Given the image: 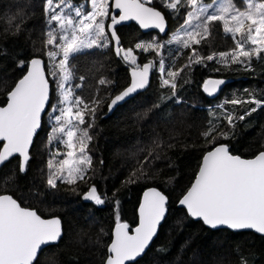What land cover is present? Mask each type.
<instances>
[{
    "label": "trees",
    "instance_id": "trees-1",
    "mask_svg": "<svg viewBox=\"0 0 264 264\" xmlns=\"http://www.w3.org/2000/svg\"><path fill=\"white\" fill-rule=\"evenodd\" d=\"M45 2L0 0V104L4 103L5 94L34 55L44 58L51 85L47 112L30 148L31 159L26 173H19L18 156L0 167V193L8 192L23 206L35 208L43 216L58 215L62 220L61 238L41 249L35 264H102L116 217L132 228L138 220L141 194L148 186H156L167 196V214L138 264H264V234L224 227L213 229L188 217L186 210L177 205L208 147L202 133L209 128L229 132L230 138L219 142L226 143L232 153L249 157L264 150V104L241 121L240 115L257 106L224 103L253 97L264 101V53L244 64H234L230 58L220 62L214 57L211 61L204 59L203 63L193 62L185 67L189 65L192 50L165 46L161 57L158 59L154 54L153 58L151 50L145 53L135 45L152 36L163 40L182 21L187 10L185 5L173 12L165 7V0H153L152 5L168 18L170 27L165 35L156 31L142 32L132 22L117 27L121 45L133 48L137 62L151 58L155 65L145 90L108 111L109 96L129 81L130 65L122 55L115 54L107 31L109 47L84 49L70 58L72 92L85 101L99 97L104 103L95 114L94 127L89 130L93 137L88 147L92 162L85 180H77L74 185L57 181L56 189H47L48 160L57 149L65 152L67 148L59 140L48 142L53 124L49 117L53 115L52 105L58 103L59 94L57 82L50 75L55 69L49 66L45 54L51 46L45 48L43 43L48 28L43 10ZM21 14L20 31L15 27L6 31L9 20ZM193 47L206 58L235 48L236 40L216 24L207 41ZM21 60L25 61L23 68L18 66ZM161 60L165 66L163 74L158 71ZM180 69L183 70L176 78L173 94L170 85L162 84V78H168V71ZM208 76L227 77L229 81L215 96H208L202 89ZM101 78L111 83L102 86L99 84ZM226 113H232L235 127L228 126ZM86 122H92V118L86 117ZM83 127L78 125V128ZM149 152L161 159H153L143 169L148 178L126 184L134 171H141V163ZM60 159L63 156L55 157L54 165ZM92 185L96 186L103 204L96 205L83 198ZM37 192L40 194L36 195Z\"/></svg>",
    "mask_w": 264,
    "mask_h": 264
},
{
    "label": "snow or ice",
    "instance_id": "snow-or-ice-1",
    "mask_svg": "<svg viewBox=\"0 0 264 264\" xmlns=\"http://www.w3.org/2000/svg\"><path fill=\"white\" fill-rule=\"evenodd\" d=\"M152 2L153 0H115L114 5L111 6L119 13V18L117 19L115 14L112 15L111 23L107 25L111 30V40L116 42V55L120 56L123 52L124 61L130 66H136L132 67L131 85L114 97L109 96L111 103L107 104V107L110 111L139 89L145 88L149 83L150 69L155 67L153 61H148L139 67L136 57L132 55L133 49L129 48L125 51L120 47L114 26L122 21L136 20L141 28H155L160 33H165V16L156 8L146 6ZM212 2L167 0L165 3V7L173 12H178L185 5L190 9L180 28L184 33L183 38L174 37L183 49L192 50L189 65L185 67L193 62L198 64L203 63L204 59L209 61L214 59L213 55L202 58L193 45L206 42L212 35L216 22H221L223 31L234 34V38L235 34H240L243 39L246 33V39L243 42L237 41L236 49L231 53L232 63L244 64L246 61L250 62L252 57L260 58L261 53H264V3L255 6L249 4L245 10L238 7L235 0H226V3L221 4L215 11L207 13V9L212 7ZM61 5H65V0H60V3L55 5L60 12L53 7V0H46L43 6L48 25L44 46L45 48L54 46L58 50H48L45 54L53 62L56 61L58 54H62L58 63L53 64L56 70L50 72L57 82L60 99L57 104L52 105L53 115L49 119L54 120L55 123L51 125L48 142L59 140L61 145L67 148L66 152L57 149L48 160L47 189H56L57 181L74 185L77 180H85V174L92 162L91 156L88 155L89 142L93 138L89 130L94 127L95 114L104 103L99 97L85 101L71 90L65 89V82L72 75L70 58L84 49L109 47V37L103 22V18L109 15V0H91V10L84 13L83 6L74 8V16L61 15L60 13L64 11ZM22 16L23 14L9 20L6 31L15 27L19 32L18 21L22 20ZM193 19L200 23L189 30L187 26L192 24ZM53 22L63 33L59 36L60 43H57ZM68 30H71L70 37ZM246 43H250L252 47L245 48ZM163 47L164 44L155 39L147 44L135 45L136 49L145 53L150 50L155 51L157 56L161 55L159 50ZM220 55L223 57L226 54ZM18 66L25 67V61L21 60ZM159 68L163 74L165 71L163 60L160 61ZM182 70H170L167 72L168 78H162V84L170 85L173 94L177 87L176 78ZM110 83L105 78L99 80L102 86ZM224 83L223 80H205L203 90L212 96ZM70 99L72 104L68 105ZM49 100L50 85L43 62L39 58H33L27 63V73L7 92L6 106L0 107V165L18 155L19 173H26L31 159L30 147L33 144V137L41 127L42 113L47 112L46 105ZM224 103L234 106L241 103L255 104L257 107L238 117L243 121L246 116L257 111L264 101L253 97L244 101L226 100ZM89 116L92 122H86V117ZM137 116L139 117V114ZM225 119L230 128L235 127L232 113H226ZM78 125L85 127L78 128ZM66 126L69 128L67 131H65ZM78 131L79 135H77ZM59 133H63L66 139H61L57 135ZM202 135L208 147L197 165L195 179L182 194L178 201L179 205L186 210L188 217L202 221L204 225L213 229L226 226L232 230H254L256 233L264 234V151H259L253 158H242L232 154L227 144L219 143L221 139L230 138L229 132L213 127ZM77 153H79L78 157ZM57 156L64 158L54 165L53 161ZM153 159H161V157L149 152L141 163V171H134L125 183H137L140 179L148 178L143 169L152 163ZM83 198L94 201L96 205L104 203L95 185L89 188ZM167 203L166 195L156 188H149L143 193V199L139 204V222L135 228L120 222L117 216L111 243L107 245V255L102 264H138V259L145 254L157 234L158 226L166 217ZM61 236L59 218L43 219L37 211L22 207L12 195L0 194V264H35L41 246L56 242Z\"/></svg>",
    "mask_w": 264,
    "mask_h": 264
},
{
    "label": "rangeland",
    "instance_id": "rangeland-1",
    "mask_svg": "<svg viewBox=\"0 0 264 264\" xmlns=\"http://www.w3.org/2000/svg\"><path fill=\"white\" fill-rule=\"evenodd\" d=\"M110 2H111V0H109V5H110ZM167 2V0H165V3ZM206 3L207 2H212V0H209V1H205ZM60 3V0H53V7L55 8V5L56 4H59ZM224 3H226V0H214V2H212V7L211 8H208L207 9V13H211V12H213V11H215L217 8H219V6L221 5V4H224ZM259 3H264V0H235V4L238 6V7H240V8H242V9H247V7L249 6V4H251L252 6H255L256 4H259ZM65 5H70V7H65ZM65 5H61V7L62 8H64V11L63 12H61L60 14L61 15H69V16H74V11H73V9L74 8H78V7H81V6H83L82 7V11L84 12V13H86L87 11H89V10H91V8H92V5H91V0H79V1H73V0H65ZM55 10L57 11V12H60V9L59 8H55ZM109 10H110V8H109ZM188 11H190V9L187 7V10L185 11V13L183 14V18H182V21L174 28V29H171L167 34H166V37L163 39V40H158L157 38H155L154 36H152L151 38H149L148 40H146V41H139L138 43H144V44H147V43H150V42H152L154 39L155 40H157V41H159L160 43H162V44H164V47L165 46H167L168 48H173V47H179V46H181L180 44H178L177 42H176V40L174 39V37H180V38H183V35H184V33H183V31L182 30H180V28H181V25H183V23H184V20L187 18V12ZM207 13H205V14H207ZM77 20L79 19V18H76ZM98 19H100V18H98ZM107 19H108V16L107 17H105V18H103V22H104V24H106L107 23ZM198 23H200V21H197V20H195V19H193L192 20V24L191 25H189V26H187L188 27V29L190 30L193 26H195L196 24H198ZM216 24H218L219 25V27H220V29L221 30H223V25H222V23L221 22H216ZM52 27L53 28H55V30H56V32H55V34H56V36H57V43H60L61 41L59 40V36L60 35H62L63 33L61 32V30L59 29V27H58V25L55 23V22H53V25H52ZM106 28V27H105ZM105 31H107V30H105ZM232 37H234V34H231V33H229ZM68 36L70 37L71 36V30H68ZM235 40H236V43H237V41H240V42H243L244 41V39H246V33H245V36H244V38L242 39V37H241V35L240 34H235V38H234ZM109 41V40H108ZM167 42V43H166ZM120 47L122 48V49H124L125 51H127L130 47H124V46H122V45H120ZM250 47H252V45L250 44V43H246L245 44V48H250ZM133 49V48H132ZM162 49L163 48H161L159 51H160V53H161V51H162ZM236 49V47L235 48H231V49H229V50H226V51H223V52H218V53H215V54H213V56L215 57V59H217L218 61H220V62H225V60L226 59H231V53L234 51ZM48 50H52V51H58L54 46H51ZM221 53H224V54H226L225 56H221L220 54ZM154 54H156V52L155 51H151L150 52V55H152V57L154 56ZM121 55L123 56V52L121 53ZM132 55L133 56H135L136 58H137V53L133 50V53H132ZM48 57V56H47ZM161 57V55L160 56H158V59ZM62 58V54H58L57 55V58H56V61L55 62H53V61H51V60H49V58H48V64H49V66L52 68V69H54L53 68V64L54 63H58V61L60 60ZM154 58V57H153ZM151 61H152V59L151 58H149ZM129 60H131V57H129ZM137 60V59H136ZM140 63H138L137 62V65H139ZM133 66H136V65H133ZM56 70V69H55ZM58 71V70H57ZM158 71L160 72V68H158ZM161 73V72H160ZM59 78V77H58ZM65 89L66 90H71L72 91V88H71V84L69 83V80L68 81H66L65 82ZM58 94H59V99H60V92H59V89H58ZM58 99V100H59ZM224 101V100H223ZM72 104V100L70 99L69 101H68V105H71ZM220 104V103H219ZM64 105H61V107H63ZM56 114H58V113H56ZM53 123H55L54 122V120H53ZM74 123V122H73ZM67 130H69V128H68V126H66V128H65V131H67ZM60 137H61V139H66V136L63 134V133H59L58 134ZM67 151V150H66ZM65 151V152H66ZM79 156V153H77V157ZM64 158V157H63Z\"/></svg>",
    "mask_w": 264,
    "mask_h": 264
},
{
    "label": "water",
    "instance_id": "water-1",
    "mask_svg": "<svg viewBox=\"0 0 264 264\" xmlns=\"http://www.w3.org/2000/svg\"><path fill=\"white\" fill-rule=\"evenodd\" d=\"M114 2H115V0H111V2H110V11H109L108 20H107V23H106V29H107V32H108L110 38H111V30H109V29L107 28V25L111 23V18H110V17H111L112 15L115 14V15L117 16V19L119 18L118 10L114 9V7H111L112 5H114ZM146 6H151V7L156 8V10L161 11L162 15L165 16V21H166V32H165V33H160L159 30H158V29H155V28H141L140 25H139V23H138V21H136V20L122 21V22H120L119 24L115 25V26H114V30L116 31V33H117L116 27H117L118 25H122V24H127V23H130V22H133V23H135V24L139 27V29H140L142 32L156 31V32H157L158 34H160V35H165V34L168 32V30H169L168 20H167V18H166L165 13H164L161 9H159L158 7H156V6L152 5V4H148V5H146ZM117 36L119 37L118 33H117ZM119 40H120V37H119ZM120 41H121V40H120ZM111 42H112L113 50H114V52H115V54H116V47H117V46H116V42H115L114 40H111ZM120 45H121V43H120ZM33 58H39V59L42 60V62H43V67H44V70H45V75H46V78L48 79V76H47V73H46V69H45V60H44V58L41 57V56H39V55H34V56H32V57H30V58L28 59L27 63L30 62L31 59H33ZM148 61H151V60H144V61H142L138 66H139V67H142L143 64H144V63H147ZM132 67H135V66H130V68L128 69V74H129V81H128V83H127L123 88H121L119 91H117L115 94H113L112 97H114V95H116V94H119V92L123 91L126 87H128V86L131 85V82H132V76H131ZM26 73H27V65H26V69L24 70V72H23V73H22V74H21V75L15 80V82H17L20 78H22V76L25 75ZM151 76H152V69H150V72H149V83L145 86V88H143V89H139L137 92L143 91V90H145V89L149 86L150 81H151ZM205 80H223V81H225V83H226V82L229 81V78H227V77H219V76H208ZM205 80H204V81H205ZM48 81H49V79H48ZM204 81H203V83H202V89H203ZM15 82L13 83V85L11 86V88L14 87ZM225 83H224V84H225ZM224 84L220 85L218 91H217L216 93H214L212 96H215L217 93H219L220 90L223 88ZM49 85H50V81H49ZM11 88H10L8 91H10ZM8 91H7V92H8ZM203 91H204V90H203ZM137 92H136V93H137ZM136 93H134V94H136ZM134 94H132L130 97H132ZM206 94H207V93H206ZM207 95H208V94H207ZM50 96H51V85H50ZM208 96H209V95H208ZM130 97H128V98H130ZM128 98H127V99H128ZM49 101H50V100H49ZM6 103H7V93L5 94V101H4V103L0 104V107L6 106ZM109 103H111V100H110V99L108 100L107 104H109ZM121 103H122V102H121ZM48 104H49V102L47 103L46 107H48ZM119 104H120V103H119ZM107 108H108V107H107ZM114 108H115V107H114ZM114 108H113V109H114ZM113 109H112V110H113ZM112 110H111V111H112ZM108 111L111 112V111L109 110V108H108ZM44 114H45V113H42V119H43ZM39 129H40V128H39ZM39 129H38V130H39ZM38 130H37V132H38ZM37 132H36V134H37ZM36 134H34V137H35ZM34 137H33V140H34ZM219 143L226 144V143H224V142H219ZM30 148H31V147H30ZM260 151H264V150H260ZM258 152H259V151H258ZM258 152H257V153H258ZM257 153H256V154H257ZM203 154H204V153H203ZM232 154L239 155V154H236V153H232ZM254 155H255V154H254ZM254 155H253V156H249V157H244V156H241V155H239V156H241L242 158H253ZM17 156H18V155H17ZM202 156H203V155H202ZM201 158H202V157H201ZM200 162H201V160H200ZM4 163H5V162H4ZM4 163H3V164H4ZM3 164H2V165H3ZM2 165H0V167H1ZM197 171H198V168H197ZM197 171H196V172H197ZM194 179H195V176H194V178L192 179L191 183L194 181ZM191 183H190V184H191ZM189 186H190V185H189ZM189 186H188V187H189ZM91 187H92V186H91ZM91 187H89V188H91ZM188 187H187V188H188ZM89 188L86 190L85 193L88 192ZM149 188H156L157 190H159L156 186H148V187H146V188L143 190L142 194H141V198H140L139 204H140V202H141L142 199H143V193H144L146 190H148ZM159 191H160V190H159ZM185 191H186V190H185ZM185 191H184V192H185ZM161 192H162V191H161ZM162 193H163V192H162ZM0 194H8V195H12V194H10V193H8V192H1ZM163 194H164V193H163ZM164 195H165V194H164ZM12 196H13V195H12ZM181 196H182V195H181ZM181 196L179 197V199L181 198ZM166 197H167V196H166ZM13 198H15V197L13 196ZM15 199H16V198H15ZM179 199H178V201H179ZM17 201H18V200H17ZM178 201H177V205H179ZM18 203H20V202L18 201ZM139 204H138V208H137L138 220H137V223H136L132 228H135V226H137V225H138V222H139V213H138ZM21 206H22V207H27V208H29L30 210H35V211H37L35 208H32V207L23 206L22 204H21ZM179 206H180V205H179ZM37 214L40 215L43 219L59 218V219L61 220L60 216H58V215L43 216V215L39 214L38 212H37ZM120 222H122V223H126L125 221H120ZM115 226H116V223L114 224V226H113V228H112L111 239H112L113 232H114V230H115ZM159 226H160V225H159ZM159 226H158V229H159ZM206 226H207V225H206ZM208 227H210V226H208ZM218 227H224V228H227L226 226H218ZM218 227H217V228H218ZM61 228H62V233H63L62 220H61ZM210 228H211V227H210ZM228 229H229V228H228ZM231 230H232V229H231ZM251 231L255 232L254 230H251ZM255 233H256V232H255ZM258 234H260V233H258ZM155 236H156V235H155ZM155 236H154V237H155ZM111 239H110L108 245L111 243ZM153 239H154V238H153ZM56 242H57V241H56ZM56 242H53V243H56ZM151 242H152V241H151ZM151 242H150V244H151ZM53 243H50V244H53ZM47 245H49V244H47ZM47 245H42V246H41V249H43V248H44L45 246H47ZM41 249L38 250V254H39V252L41 251Z\"/></svg>",
    "mask_w": 264,
    "mask_h": 264
},
{
    "label": "flooded vegetation",
    "instance_id": "flooded-vegetation-1",
    "mask_svg": "<svg viewBox=\"0 0 264 264\" xmlns=\"http://www.w3.org/2000/svg\"><path fill=\"white\" fill-rule=\"evenodd\" d=\"M75 1L77 2V1H79V0H75ZM150 4H152V3H150ZM109 11H110V10H109ZM166 18H167V16H166ZM107 20H108V19H107ZM167 20H168V18H167ZM132 23H133V22H132ZM127 24H128V23H127ZM134 24H135V23H134ZM135 25H136V24H135ZM168 25H169V24H168ZM118 26H119V25H118ZM118 26H117V27H118ZM136 26H137V25H136ZM117 27H116V30H117ZM137 27H138V26H137ZM169 27H170V25H169ZM138 29H139V27H138ZM106 30H107V29H106ZM139 30H140V29H139Z\"/></svg>",
    "mask_w": 264,
    "mask_h": 264
}]
</instances>
